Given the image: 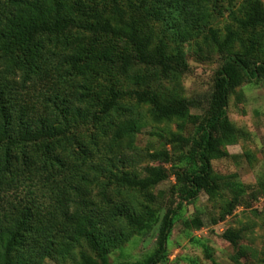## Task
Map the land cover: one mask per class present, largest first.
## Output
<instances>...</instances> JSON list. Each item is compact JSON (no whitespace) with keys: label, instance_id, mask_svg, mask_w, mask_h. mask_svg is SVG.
<instances>
[{"label":"rangeland","instance_id":"obj_1","mask_svg":"<svg viewBox=\"0 0 264 264\" xmlns=\"http://www.w3.org/2000/svg\"><path fill=\"white\" fill-rule=\"evenodd\" d=\"M255 2L264 8V0H147L144 6L141 0H0L3 97L25 121L49 114L54 120L53 129L31 132L27 142L22 134H12V166L18 155L16 169L25 172L14 171L3 185L0 227L10 226L25 206H36L31 228L19 233L14 264H80L82 253L97 255L89 247L90 237L107 248L110 264L141 262L154 250L152 231L138 232L127 218L149 211L162 217L176 207L182 185L175 172L198 165L191 146L206 123V108H192L183 120L155 123L151 108L130 96L118 100L107 115L100 114L101 106L112 87L204 102L224 63L212 31L219 40L229 29L235 31L233 51L240 50V41L253 42L256 57L264 61V25L249 30L238 25ZM56 6L78 24L92 22L78 8L102 12L114 25L118 11L125 20L134 18L139 33L150 36L152 49L163 41L169 56L181 51L189 70L163 76L159 68L135 65L123 73L122 57L133 54L129 42L76 28L38 36L28 48L17 46L26 22L48 23ZM228 118L237 130L235 142L219 143L228 156H209L219 188L183 203L160 264H264V78L235 80ZM172 134L189 143H171ZM150 170L165 177L147 189L119 181L124 174L145 179ZM149 194L157 200L150 201ZM194 219L202 225H186ZM3 256L0 241L1 264Z\"/></svg>","mask_w":264,"mask_h":264},{"label":"trees","instance_id":"obj_2","mask_svg":"<svg viewBox=\"0 0 264 264\" xmlns=\"http://www.w3.org/2000/svg\"><path fill=\"white\" fill-rule=\"evenodd\" d=\"M20 2V0H12ZM147 0H141V6H144ZM251 12L243 19L238 20L239 28L249 30L259 25H264V8L258 2L250 7ZM79 13L87 19L92 20L88 23H76L70 18L62 16L60 8L56 6L55 14L48 23H38L35 20L26 22L24 39L17 43V46H31L36 38L41 35H57L62 34L70 29H82L91 36L110 35L115 38H121L129 42L132 47V55H124L121 59L119 69L126 72L135 65H143L148 67L159 68L163 76H169L173 73H186L189 70L185 63L184 55L178 51L175 56L167 54V46L160 41L155 48L152 47L150 36L141 35L138 31V21L134 18L125 20L123 15L118 11V25L112 24L110 19L106 18L102 12H83L78 8ZM212 41L222 54L224 63L217 70L214 77L212 93L204 102H199L195 98L186 99H166L160 97L157 93L148 89L120 92L114 87L110 89L109 98L105 100L101 106L100 114L107 115L117 105L118 100L124 96H130L135 99L138 104L148 105L151 108V118L155 123L171 121L173 119L183 120L192 108L204 104L206 108L207 120L205 125L200 129L201 133L194 140L191 150L192 156L198 164L196 168L191 170L179 169L175 172L177 182L182 185V191L179 196V202L175 208H168L165 214L160 217L158 212L149 211L147 216H128V223L140 233H152L155 235V248L146 256V258L137 263L131 264H160L164 261L167 254V241L171 233L175 216L184 202L191 201L199 196L200 193H215L219 186L212 174V166L209 156L215 158H223L228 154L221 150L219 143L232 145L237 136V130L228 118V104L231 91L234 87L235 80H242L244 77L252 80L264 78V61L258 59L255 55V45L253 42L245 43L240 41V50L233 51L234 42L236 40V32L229 29L223 40H219L214 31L211 32ZM4 89L0 86V149L4 146V158L0 157V192L3 185L7 184L14 175V171L20 170V158L18 155L14 158L17 163L16 167L12 166L13 153L11 147L14 145L12 134H22L23 141H30V133L42 132L46 129L54 128L53 114L45 117H37L30 121H25L23 114H15L12 110L10 100H5ZM9 103V104H8ZM183 125L180 126L182 129ZM171 143L188 144L189 140L185 139L181 134H172L169 139ZM22 154L23 165L26 166V158L24 150H20ZM152 158H158V155H151ZM165 160H169L165 156ZM15 168V170H13ZM15 172V173H16ZM21 172V171H20ZM22 171L21 173H24ZM165 177L162 171L150 170L149 177L145 179H132L128 174L120 176L119 181L128 187H138L142 190L150 186L160 183ZM150 201L155 202L157 199L152 194L147 196ZM36 206H25L20 211L19 217L14 219L8 227H0V241L4 244V264H14L12 252L19 239V233L22 230H29L35 218ZM187 226L199 227L202 225L200 220L194 219L186 222ZM90 249L95 252L96 257L82 253L80 256V264H110L108 261V250L94 238H88ZM1 264V261H0Z\"/></svg>","mask_w":264,"mask_h":264}]
</instances>
